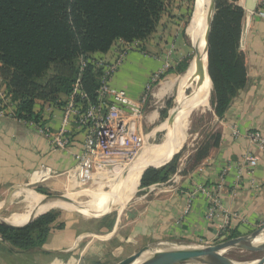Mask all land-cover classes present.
Segmentation results:
<instances>
[{"label":"crops","instance_id":"obj_1","mask_svg":"<svg viewBox=\"0 0 264 264\" xmlns=\"http://www.w3.org/2000/svg\"><path fill=\"white\" fill-rule=\"evenodd\" d=\"M185 1L171 0L169 12L162 16L156 31L141 41V47L129 51L111 79L113 86L127 91L136 101H140L152 85L146 105V124L161 119L167 99L176 94L177 98L181 96V78L190 65L184 72L180 67L194 47L186 39L187 26L183 24L188 11ZM245 1H239L244 9ZM118 44L120 41L107 53H95L90 57L102 58L109 65L116 60ZM240 47L246 57V84L222 117L214 112L218 137L209 141L212 146L197 165L187 167L180 159L178 171L170 180L137 194V201L146 203L144 214L133 220L139 226L137 230L142 228L158 239L170 237L207 244L220 235L223 225L237 236L248 235L264 226V152L247 137L252 131L264 135V19L246 9ZM160 72V79L154 84L153 77ZM63 104L64 101L37 100L35 112L41 116V126L58 131L62 124ZM84 139L85 133L74 126L70 133L71 144L66 149H57L34 123L0 116V192L38 183L50 177L52 171L67 175L76 165L75 156L82 150ZM249 156L257 158L256 166L249 164ZM37 174L43 177L36 179ZM201 187L220 199L222 208L214 220L206 218L209 198ZM120 222L119 217L111 230L106 231V228L91 230L79 226L71 245L53 250L55 257L51 263L67 264L75 260L79 264H89L109 245H113L114 259L120 258L132 240L121 231ZM102 234L109 237L102 239ZM88 235H94V238L84 244ZM76 250L77 257L63 258Z\"/></svg>","mask_w":264,"mask_h":264},{"label":"trees","instance_id":"obj_2","mask_svg":"<svg viewBox=\"0 0 264 264\" xmlns=\"http://www.w3.org/2000/svg\"><path fill=\"white\" fill-rule=\"evenodd\" d=\"M239 1L216 0L209 35L208 72L218 117L224 115L246 84V57L240 47L245 9ZM170 5L171 0H0V76L16 102V118L40 123L41 116L35 112L37 100L63 102L72 93L81 57L107 53L118 40H147ZM190 59L185 60L180 71L188 68ZM102 76L103 69L90 57L82 82L93 102ZM167 116L163 111L162 119ZM217 137L218 134L213 139ZM209 143L200 156L201 148L198 149V162L208 153L212 146ZM181 156L182 151L166 164L148 168L138 195L170 180L178 171ZM55 221L56 217L48 213L20 228L0 224V235L22 251L42 247ZM222 235L226 240L237 237L230 230Z\"/></svg>","mask_w":264,"mask_h":264},{"label":"rangeland","instance_id":"obj_3","mask_svg":"<svg viewBox=\"0 0 264 264\" xmlns=\"http://www.w3.org/2000/svg\"><path fill=\"white\" fill-rule=\"evenodd\" d=\"M186 6L188 11L185 15V20L183 24L185 26L190 25L197 4V0H186ZM216 12V10H215ZM186 28V27H185ZM187 32V29H186ZM187 41L189 42V37L186 36ZM190 43V42H189ZM192 44V43H191ZM122 44L116 45L117 49L122 48ZM195 48H192V53L188 56L191 58L189 61V65L195 55ZM52 74V70L48 73L47 76ZM155 84V82H154ZM193 87L189 86L186 89V94L190 95ZM213 85L210 96V104L209 107L205 109H199L192 113L188 118V128L186 140L182 144V147L178 151H182L181 159L186 163L187 167L197 165V157L205 153L207 144L209 141L213 140V137L217 135V131L215 130V116H214V106H213ZM10 99V98H9ZM43 101V100H39ZM67 99L64 98V106L66 105ZM12 102H14L12 100ZM10 102V104L12 103ZM167 108L164 110L168 113V116L165 119L157 120L154 124H146L144 125V132L147 135L146 137V145H154V144H162L165 142L168 137L175 133L177 130V122L178 118L181 116V107H182V97L179 96L177 98V94L167 99ZM63 103V102H62ZM13 108L16 107V102L12 103ZM11 104V105H12ZM200 149L198 153L194 154L196 149ZM204 148V149H203ZM144 151V150H143ZM142 151V152H143ZM175 151V152H177ZM141 152V153H142ZM171 153L161 160L155 162L152 165H161L164 162L168 161L172 155L175 153ZM176 155V154H175ZM140 156V154L138 155ZM138 158V157H137ZM136 158V159H137ZM135 159V160H136ZM75 162L76 157H75ZM131 163L128 161H119L118 164L113 163L110 166V173L105 174L104 178L97 180L94 183L89 185H79L76 182L69 181L66 174L58 175L56 172H51L50 177L43 178L38 183L32 185H24V186H16L13 190L0 192V220H3L7 223L17 224V225H25L26 222L15 223L10 221L8 218L18 213H24L28 210V206L30 204L31 198L28 196V193L25 188H29L28 190H33L38 194L46 195L49 197H65L71 194H76L77 200L83 204L92 206L97 209H106L111 202L108 198L97 197L99 195L84 193L85 190H96L97 188L103 187L105 192H112L113 189L116 188L115 185H112L111 182L115 177V174L120 172L122 169H125ZM116 165V166H115ZM128 168V167H127ZM46 169V168H45ZM41 170V169H40ZM187 170V169H186ZM117 172V173H116ZM42 175L37 174L36 179L42 178ZM142 178V177H141ZM140 178V180H141ZM112 179V180H111ZM140 184V181H139ZM138 184V186H139ZM135 188L134 194L128 200L125 208L120 214L118 210H108L102 213H95L92 215H87L82 210H67L61 207H56L50 210H47L43 213H39L34 215L31 218L36 216H41L45 214H52L56 217L55 223L52 225L51 233L49 234L47 241L43 244L42 247L31 248L26 251H22L18 248L12 246L9 242H6L2 236L0 235V264H50L53 258L55 257L54 251L55 249H59L65 246L71 245L75 236L78 234V228L82 225L83 229H91L98 230L100 228H106V230H111L112 225L117 221L120 217V226L121 231H125V236H129L132 240L125 247L124 253L118 259H114L112 256V248L113 245L107 246L105 252L101 256H96L95 259L91 260L89 264H117L121 260H124L128 256L133 253L139 251L141 248L151 244L158 242L160 240L166 241V248H185V247H203L209 245H215L220 242L226 240V236L218 235L216 239L221 238L220 242H216V239L213 243H203L202 241H193L188 242L181 239H175L170 237H164L162 239L154 238L151 234L146 233L141 227L138 229V225L134 224L133 220L137 219L141 213L144 214V206L145 202L137 201V194L139 191V187ZM23 188V189H22ZM37 189H41L42 192H39ZM62 196V197H60ZM27 197V198H26ZM29 197V198H28ZM107 204V205H106ZM103 207V208H102ZM37 217V218H38ZM36 218V219H37ZM29 220V219H28ZM28 220H26L28 222ZM63 225V228H60V225ZM120 231V236L122 237V233ZM254 232V231H253ZM93 233H90V235ZM135 234V236H134ZM88 235L86 242H90L92 236ZM106 235V234H102ZM102 239L108 238L107 236H102ZM100 237V238H101ZM238 237V236H237ZM260 238L264 241V234L260 235ZM71 255L78 256V250L73 253L67 254L64 256V259H69ZM153 255V254H152ZM225 255L235 261L238 262H255L264 259V251L255 250L251 247H238L233 248L225 253ZM120 260V261H118ZM51 264H62L60 261H56V263ZM65 264V263H64ZM67 264H79L75 260L70 261Z\"/></svg>","mask_w":264,"mask_h":264},{"label":"built area","instance_id":"obj_4","mask_svg":"<svg viewBox=\"0 0 264 264\" xmlns=\"http://www.w3.org/2000/svg\"><path fill=\"white\" fill-rule=\"evenodd\" d=\"M256 15L264 19V0H259ZM123 45L116 49V60L106 65L102 58H92L97 67L103 69L101 83L97 89V100L92 101L85 91L82 74L89 58L81 57L79 60V75L73 85L72 93L67 97L63 110L61 128L52 131L48 127L34 123L39 132L44 135L57 149H66L70 143L72 127H77L85 133L83 147L76 154V165L67 173L69 181L79 185H89L104 178L110 173V166L119 161H134L144 150L147 135L144 125L147 120L146 105L149 102L152 85H149L140 101L134 100L127 91L116 88L111 84L113 74L123 63L132 49L141 47L140 40L126 42L118 40ZM161 72L153 77V82L159 81ZM10 98V99H9ZM11 95L6 83L0 76V116L16 118V107L13 108ZM237 133V130H235ZM248 139L264 152V135L260 131L247 134ZM249 164H257L255 156L248 157ZM116 166V165H115ZM45 169V168H43ZM208 198L209 206L206 212L208 220H214L222 208L217 194L208 189H200ZM227 231V225L221 227V234Z\"/></svg>","mask_w":264,"mask_h":264},{"label":"bare ground","instance_id":"obj_5","mask_svg":"<svg viewBox=\"0 0 264 264\" xmlns=\"http://www.w3.org/2000/svg\"><path fill=\"white\" fill-rule=\"evenodd\" d=\"M212 15L213 0H197L193 19L187 28V37H189L190 42L195 47L197 55L191 67L181 78L180 95L182 97V111L176 125L177 130L173 136L170 135L162 144L146 145L144 151L140 153V156H138L136 160L132 161L129 166H127L128 168L126 167L120 172H116L117 174H115L114 179H111V184L116 186L112 192H105L103 187L97 188L96 190L84 191L85 194H94L99 195L97 197L108 198L111 201L108 207L106 209H98L99 207L95 209L92 206L83 204L77 200L79 194H71L62 198H53L38 194L34 191H27L28 196L31 198L28 210L24 213H18L12 217L10 216L8 218L10 221L24 223L27 222L26 220L28 219L31 220V217L34 215L56 207H62L68 210H82L88 215L113 209L122 211L125 208L147 167L165 156L180 150L182 144L186 140L189 116L199 109L209 107L212 80L208 72V31ZM189 86H192L193 90L190 95H187L186 89ZM1 206L0 204V207ZM255 242L264 243L260 236L256 238ZM164 248L166 247L158 248L154 250V252H148L142 257L141 261L149 259Z\"/></svg>","mask_w":264,"mask_h":264},{"label":"water","instance_id":"obj_6","mask_svg":"<svg viewBox=\"0 0 264 264\" xmlns=\"http://www.w3.org/2000/svg\"><path fill=\"white\" fill-rule=\"evenodd\" d=\"M258 3L259 0H246L244 6L247 11L255 12L258 7ZM215 9H216V0H213V15L210 21V27L208 31V51H209V35L215 15ZM196 55L197 52L195 51V55L190 63L189 68L191 67L192 62H194V60L196 59ZM175 154H173L172 157ZM167 162L168 161L164 162L163 164H166ZM151 166L153 165L148 166L147 169L150 168ZM55 198H59V197H55ZM37 217L38 216L34 217L33 219H31L29 222H27L25 225L22 226L13 225L3 220H0V224L12 228H20L28 225L29 223L34 221ZM262 234H264V226L260 227L259 229L248 235L238 236L232 239H228L215 245L203 246L200 248L198 247L164 248L163 250L159 251L157 254L150 257L149 259L141 261L142 257L146 255L148 252H154V250L158 248H163L167 245L166 241H158L141 248L139 251L133 253L124 260H121L117 264H264V259L255 262H238L225 255L227 251L238 247H251L255 250L264 251V243L255 242L256 238Z\"/></svg>","mask_w":264,"mask_h":264}]
</instances>
